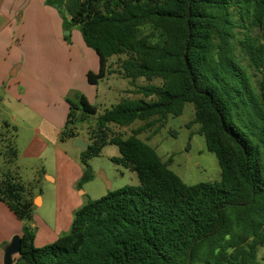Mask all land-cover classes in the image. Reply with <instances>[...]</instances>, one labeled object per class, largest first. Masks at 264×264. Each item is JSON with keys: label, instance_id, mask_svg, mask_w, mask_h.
<instances>
[{"label": "trees", "instance_id": "1", "mask_svg": "<svg viewBox=\"0 0 264 264\" xmlns=\"http://www.w3.org/2000/svg\"><path fill=\"white\" fill-rule=\"evenodd\" d=\"M72 19L100 59L89 83L112 74L107 67L115 56H125L127 79L161 80L138 90L155 100L123 99L100 115L82 156L80 187L94 178L88 160L109 144L120 152L113 161L136 173L140 183L89 201L76 211L69 233L36 247L34 201L16 176H4L0 201L23 223L22 252L14 264H261L264 0H84ZM146 27L160 33L159 42L141 33ZM68 102L61 140L79 137L77 110L81 120L97 113L84 95ZM187 103L195 108L188 128L199 126L218 159V182L186 184L170 168L173 159L164 161L139 137L155 122L181 116ZM136 121L146 125L129 137L110 134L109 124Z\"/></svg>", "mask_w": 264, "mask_h": 264}, {"label": "rangeland", "instance_id": "2", "mask_svg": "<svg viewBox=\"0 0 264 264\" xmlns=\"http://www.w3.org/2000/svg\"><path fill=\"white\" fill-rule=\"evenodd\" d=\"M83 1L62 0L60 3L49 4L46 0L48 6L59 12L64 28L67 29L64 32L67 40L70 39L69 32L73 29L81 34L79 25L75 24L72 18ZM141 33L152 34V42L160 41V33L150 27L142 29ZM253 34L258 35L257 28L253 30ZM80 36L82 38V34ZM90 50L94 52L93 49ZM124 59L125 56L111 58L107 69L112 74H108L97 86L82 79L77 82L75 90L69 89L65 92L62 99L67 103L69 100L78 102L84 95L89 99V103L97 108L96 114L86 115L83 120L81 110L76 111L75 132L78 138L90 140L91 133L97 128L99 116L123 99L155 100L154 97L145 98L138 90L141 86L159 85L161 80L127 79L121 69ZM8 100L3 89H0V180L11 173L25 187V195L28 198H34L33 201L39 197L43 199L42 206H37L35 201V215L31 223L36 227L35 233L38 236L36 247L52 243L41 240L42 235L37 228L39 224H48L50 228L58 231L60 237L64 236L71 230L76 211L89 201L101 199L110 191L139 185L136 173L113 161L114 158L120 157V152L117 146L109 144L102 148L99 156L88 160L94 178L80 187L85 171L82 163L84 151L74 147V139H60L67 119L64 120L62 128L57 129L46 126L42 118L41 111L48 112L57 105L51 104L41 95L32 103L28 101L30 97H27V107L18 106L12 99V103ZM69 112L70 107L68 114ZM194 114V105L187 103L181 116H169L163 121H154L155 123L147 127L139 137L153 146L164 161L172 158L170 168L186 184L218 182L222 178V170L216 155L207 149L204 136L198 134V125L188 128ZM145 125L146 122L136 121L128 127H119L116 124H109L108 127L110 134L120 133L127 138ZM35 129H39V133L35 132ZM11 144L18 150L16 158L11 155ZM48 175L54 181L49 180ZM104 178L110 183V188ZM40 203V199H37V204ZM259 261L264 264V247L260 250Z\"/></svg>", "mask_w": 264, "mask_h": 264}, {"label": "crops", "instance_id": "3", "mask_svg": "<svg viewBox=\"0 0 264 264\" xmlns=\"http://www.w3.org/2000/svg\"><path fill=\"white\" fill-rule=\"evenodd\" d=\"M66 30L59 12L48 6L46 0H0V89L10 103L12 99L21 107L29 106L27 97L32 103L38 95L57 105L48 112L41 111L46 126L57 129L68 117L70 105L62 99L65 92L75 90L82 79L89 83V72L97 73L100 69L99 56L90 50L83 36L73 29L67 40ZM35 132L39 133V129ZM37 199L36 205L42 206L43 199ZM22 227L17 216L0 201V264H4V248L13 237L21 236ZM37 228L41 240L47 243L60 237L48 224H39ZM37 239L38 236L35 245Z\"/></svg>", "mask_w": 264, "mask_h": 264}, {"label": "water", "instance_id": "4", "mask_svg": "<svg viewBox=\"0 0 264 264\" xmlns=\"http://www.w3.org/2000/svg\"><path fill=\"white\" fill-rule=\"evenodd\" d=\"M74 147L80 148L82 151H87L89 148V142L82 138L74 139ZM108 188H110V183L104 178ZM22 252V240L21 236L17 235L13 237L11 242L4 248V264H14L16 256H20Z\"/></svg>", "mask_w": 264, "mask_h": 264}]
</instances>
